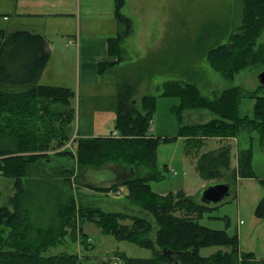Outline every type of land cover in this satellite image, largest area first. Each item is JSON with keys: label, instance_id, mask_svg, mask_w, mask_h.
<instances>
[{"label": "rangeland", "instance_id": "obj_1", "mask_svg": "<svg viewBox=\"0 0 264 264\" xmlns=\"http://www.w3.org/2000/svg\"><path fill=\"white\" fill-rule=\"evenodd\" d=\"M99 2L102 8L100 11L94 8L85 11L82 6L79 10L73 8L74 14L66 18L68 29L73 30L79 21L81 30L108 32L114 35L120 28L113 17L114 0H94V6ZM12 7L13 0H0V13H9ZM121 10L124 15L133 18L131 32L118 43L123 59L117 62L110 72L103 69L106 73L103 74L99 85L80 88V125L90 124V112L96 109L95 106L100 109L111 107L117 82L123 78L136 81L133 95L136 107H140L141 97L144 95L157 97L150 132L158 137L176 135V116L181 118V123L192 124L205 123L215 117L206 109H184L180 112L175 110V107L172 109L178 100L160 96L161 86L165 81L179 80L183 85L193 84L199 88L202 95L210 99L214 94L232 85L248 90L257 89L255 94L264 97V86H260L256 78L264 65L256 63L252 67H246L237 73L233 80H228L211 67L206 59V51L200 52L201 48L211 44L212 32L208 30L224 28L230 16L238 15L241 11L240 0H124ZM3 25H8V29L15 26L11 20L5 21L3 14H0V26ZM121 25L124 29V25ZM54 34L51 33L50 37ZM256 42L264 44V32ZM67 45L69 48L70 44ZM191 50L193 53L188 55ZM110 58L112 61L116 60L115 55ZM58 60L55 51L52 52V70L56 68L59 71ZM149 68L152 70H148ZM39 83L47 82L41 80ZM72 101L71 104L75 107L76 96ZM254 102L253 98L242 97L239 116L251 117V127L255 126V129L243 130L233 136L211 137L206 139L198 150L199 153L216 151L218 147L226 146L230 150L231 166L236 164L239 152L250 153L254 176L238 180L236 176L235 180H232L231 194L220 203L201 202L209 210L210 207L212 209L198 219L200 224L206 227L226 229L229 235L238 234V251L230 254L234 260L233 264H242V260H247L243 256L244 252L254 254L253 259H248L250 262L264 259V214H256L257 206L264 197V111L255 116ZM58 108L65 109L63 106ZM112 111L114 112L113 109ZM107 112L110 113L109 110ZM112 127L113 120L107 117L103 128L111 130ZM74 131L76 135L79 133L78 130ZM99 136L121 138L117 130ZM76 138L81 137L77 135ZM77 139L73 141L74 139L70 140L69 137L56 148L20 152V155H25L29 160L20 176L21 189H16L14 177L0 176V206L7 207L12 212L17 209L14 213L18 217L19 212L25 219L27 226L23 232H26L29 238H34V233L30 232L28 224L33 227L54 228L58 235L57 241L53 246L44 249L41 255L55 264V258L71 254L77 257L75 264H129L128 256H152L156 264H171L166 258L160 259L150 247L143 246L142 243L146 240L155 243L156 231L160 226L156 219H149L146 213L141 212L140 205L129 198L126 186L129 179L149 177L152 173L150 165L142 160H134L132 164L126 163L118 153L116 155L111 150L109 156L102 157L101 164L85 156L80 158L76 151ZM2 141L10 146L15 144V140L10 136L3 137ZM155 162L160 176L157 174L158 177L156 175L149 178L148 184L156 194L184 191L200 201L201 185L220 180L203 178L196 169V156L185 153L184 141L179 136L172 141L158 144ZM166 164L169 169L165 168ZM101 166L114 172L116 179H112V174L107 171L91 174ZM101 178L104 180L99 181ZM110 217H115L111 224L112 221L116 222L117 228L112 224L108 233L102 225L103 221H108ZM147 222L150 225L148 230L144 229V223ZM4 226L0 229V249L11 251L12 247L4 246V243H7L5 240H13L22 228ZM129 237L140 241L139 244L127 240ZM225 250V245H211L202 247L200 255L210 256L217 251L224 254ZM209 262L208 264H216L215 259Z\"/></svg>", "mask_w": 264, "mask_h": 264}, {"label": "trees", "instance_id": "obj_2", "mask_svg": "<svg viewBox=\"0 0 264 264\" xmlns=\"http://www.w3.org/2000/svg\"><path fill=\"white\" fill-rule=\"evenodd\" d=\"M240 1L241 11L238 15L230 16L224 28L208 30L212 32V46L210 44L200 50L206 51V59L211 67L228 80H233L235 75L246 67H252L256 63L264 65V44L256 42L264 27V0ZM123 5L124 0H114V16L124 25V32L122 34L120 31L115 37L108 39V52L111 56L115 55L116 60L101 64L99 73L123 59L118 43L132 30V19L121 11ZM224 39L226 40L223 41ZM191 53L192 50L188 55ZM48 57V44L44 35L0 27V176L14 177L18 190L21 189L20 176L24 167L29 164L26 156L19 153L62 145L68 140V131L71 130L74 118V107L71 104L75 97L74 90L39 83ZM135 84L136 81L123 78L117 85V93L111 103L115 111V129L121 138H80L76 142L78 156L94 159L101 164L102 157L109 156L111 150L116 155L119 154L126 163L132 164L134 160H142L150 165L152 173L149 177L129 179L126 186L129 198L140 205L141 212L146 213L149 219H156L160 226L156 231L155 243L150 240L142 243L143 246L153 249L160 259L166 258L171 264H208L214 259L216 264H233L234 260L230 254L238 251L237 234L229 235L226 229H212L198 221L212 208L209 210L201 201L195 200L184 191L156 194L150 189L148 179L159 174L155 162L158 144L172 141L176 136L183 139L185 153L196 156V169L204 179H220L232 185L236 176L253 177L249 151L239 152L236 164L231 166L230 150L226 146H220L216 151L199 153L198 150L206 139L211 137L233 136L243 130L255 129V126L251 127V117L239 116L240 101L244 96L253 98V110L257 116L256 114L264 111V97L255 94L257 89L248 90L232 85L214 94L210 99L202 95L199 88L193 84L183 85L179 80L165 81L161 86L160 96L178 100L172 109L175 107L179 112L184 109H206L215 117L205 123L192 124L181 123V118L176 116V135L158 137L150 132L157 97L144 95L141 97L140 107H136L133 100ZM5 136L12 137L15 144L10 146L4 143L2 140ZM262 138L264 139V136ZM16 211L17 209L12 212L7 207L0 206V229L2 225L14 229L22 228V232L16 237L12 235L13 240L8 241L6 238L7 243H4V246L9 245L13 250L0 249V264H55L41 255L44 249L53 246L57 241L58 235L54 228L33 227L28 224L30 232L34 233V238H29L27 233L23 232L27 226L25 219L19 212L16 217ZM256 214H264V197L257 206ZM114 218L103 221L102 228L108 233L112 224L117 228L116 222L112 221L111 224ZM144 229H150L148 222L144 223ZM28 239L32 241H27ZM127 240L138 244L140 242L131 237ZM211 245H225V255L218 251L210 256L200 255L202 247ZM244 253L243 256L247 260H242V264H264V259L250 262L248 259H253L254 254ZM128 258L129 264H156L152 256ZM55 259L56 264H75L77 261L74 254Z\"/></svg>", "mask_w": 264, "mask_h": 264}, {"label": "crops", "instance_id": "obj_3", "mask_svg": "<svg viewBox=\"0 0 264 264\" xmlns=\"http://www.w3.org/2000/svg\"><path fill=\"white\" fill-rule=\"evenodd\" d=\"M94 5V0H13L12 10L9 11V13H5V11L0 13L3 14V19L5 21L11 20V22L15 25L9 30H28L45 36L48 44L49 57L39 81L45 80V82H47L43 85L63 86L75 90L74 92L77 105L74 107V118L71 123V130L68 131L70 140L74 139L73 141L77 139V135L81 138L95 137L108 134L110 131H116L115 111H112V107L109 109H100L95 106L96 109L90 112V114H92L90 124L80 125L78 105L80 88H88L101 83L103 78L102 76L106 72L102 71L99 73L97 70L101 64L110 62V57H113L108 52V39L115 37L117 33L123 29L121 23L117 20L116 21L119 23L120 28L114 35L113 33L108 32L99 33L81 30L79 21L73 30L68 29L66 18L74 14L73 8L76 7L77 10H79L82 6L85 11L93 8L97 11L102 9L100 2L97 3L96 6ZM113 17L115 18L114 12ZM128 17H130L133 21L131 16ZM0 27L9 28L8 25ZM263 32L264 27L260 35ZM51 33H55L53 37H50ZM65 37L66 39H64ZM67 43L70 44L69 48L67 47ZM71 43L75 44V46ZM54 51L59 57V71H57L56 68L55 70H52L50 66L52 65V52ZM68 59L70 60L69 62ZM115 64L116 62H114V65ZM114 65H109L105 70L110 72ZM57 77H59V79H57ZM88 92H90V90H88ZM107 110H109L110 113H108ZM107 117H109L110 120H113V129L111 130L103 128L105 122L107 121ZM74 130H78L79 133L76 135V131ZM165 168L169 169L167 164ZM241 178L244 177L238 176L237 180ZM249 178L252 177H248L247 179ZM204 185L201 186L203 187ZM185 193L187 194V192Z\"/></svg>", "mask_w": 264, "mask_h": 264}, {"label": "water", "instance_id": "obj_4", "mask_svg": "<svg viewBox=\"0 0 264 264\" xmlns=\"http://www.w3.org/2000/svg\"><path fill=\"white\" fill-rule=\"evenodd\" d=\"M256 78L260 84L264 85V68L257 73ZM100 169H98V171L91 170L94 171L91 172V174L96 175L100 172L107 171L108 173L112 174V179H116L115 173L110 172L111 171L110 169H106V168H100ZM101 175H105V174H101ZM101 180L102 178L99 181ZM231 190H232L231 184L227 181H216L210 184H205L201 189L200 200L201 202L206 204H217L227 199L228 196L231 194Z\"/></svg>", "mask_w": 264, "mask_h": 264}]
</instances>
